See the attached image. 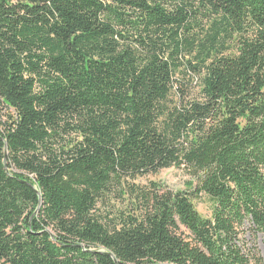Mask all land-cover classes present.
Instances as JSON below:
<instances>
[{
  "label": "trees",
  "instance_id": "trees-1",
  "mask_svg": "<svg viewBox=\"0 0 264 264\" xmlns=\"http://www.w3.org/2000/svg\"><path fill=\"white\" fill-rule=\"evenodd\" d=\"M170 167L192 194L133 182ZM247 233L264 0H0V264H264Z\"/></svg>",
  "mask_w": 264,
  "mask_h": 264
},
{
  "label": "rangeland",
  "instance_id": "rangeland-1",
  "mask_svg": "<svg viewBox=\"0 0 264 264\" xmlns=\"http://www.w3.org/2000/svg\"><path fill=\"white\" fill-rule=\"evenodd\" d=\"M196 84V82H195ZM193 94H199V86L194 85ZM135 184L140 186H151L152 182L161 184L164 189L171 191H185L189 195L192 194L194 186L197 180L193 178L191 172L185 167H170L162 169L158 173H150L137 177L134 181ZM193 203L197 211L205 216L210 217L213 210L212 200L204 193L198 195H192ZM112 204L115 209L124 210V199H112ZM126 204V203H125ZM186 234L189 232L186 231ZM246 246L253 250V255L259 256L264 259V244H263V234L257 233H247L245 236Z\"/></svg>",
  "mask_w": 264,
  "mask_h": 264
}]
</instances>
